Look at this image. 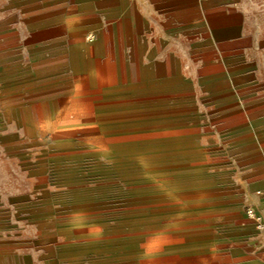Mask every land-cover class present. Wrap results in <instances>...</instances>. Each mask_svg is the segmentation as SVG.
I'll use <instances>...</instances> for the list:
<instances>
[{"label":"crops","instance_id":"1","mask_svg":"<svg viewBox=\"0 0 264 264\" xmlns=\"http://www.w3.org/2000/svg\"><path fill=\"white\" fill-rule=\"evenodd\" d=\"M19 16L0 40V105L35 106L45 118L50 108L57 118L189 119L209 145L227 137L247 165L264 166V0H30ZM253 189L245 201L264 217V183ZM164 236L126 246L106 239L93 259L264 264V233L244 210L189 239Z\"/></svg>","mask_w":264,"mask_h":264},{"label":"rangeland","instance_id":"2","mask_svg":"<svg viewBox=\"0 0 264 264\" xmlns=\"http://www.w3.org/2000/svg\"><path fill=\"white\" fill-rule=\"evenodd\" d=\"M27 1L0 0V40L18 28ZM5 107L0 264H98L93 255L106 239L125 246L156 235L189 239L236 210L261 212L245 199L264 183V166L247 165L227 137L209 145L189 119L86 111L57 118L50 108L45 118L35 106L15 104L11 114Z\"/></svg>","mask_w":264,"mask_h":264},{"label":"built area","instance_id":"3","mask_svg":"<svg viewBox=\"0 0 264 264\" xmlns=\"http://www.w3.org/2000/svg\"><path fill=\"white\" fill-rule=\"evenodd\" d=\"M246 215L253 221L255 231L264 233V217L251 208L246 209ZM262 248L264 249V240Z\"/></svg>","mask_w":264,"mask_h":264}]
</instances>
